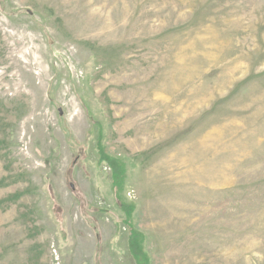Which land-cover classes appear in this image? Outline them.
<instances>
[{"label": "rangeland", "instance_id": "rangeland-1", "mask_svg": "<svg viewBox=\"0 0 264 264\" xmlns=\"http://www.w3.org/2000/svg\"><path fill=\"white\" fill-rule=\"evenodd\" d=\"M0 264H264V0H0Z\"/></svg>", "mask_w": 264, "mask_h": 264}, {"label": "trees", "instance_id": "trees-1", "mask_svg": "<svg viewBox=\"0 0 264 264\" xmlns=\"http://www.w3.org/2000/svg\"><path fill=\"white\" fill-rule=\"evenodd\" d=\"M114 168L116 169V177H118L121 171H120V169H118V167L117 168L114 167ZM135 236L138 237V234H135ZM136 237L135 238L133 237L132 242L130 243V248L136 255H139V254H141L142 250L139 247V245L137 244L138 241H137Z\"/></svg>", "mask_w": 264, "mask_h": 264}]
</instances>
